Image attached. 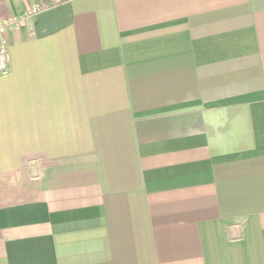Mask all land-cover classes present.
Returning <instances> with one entry per match:
<instances>
[{
  "label": "crops",
  "instance_id": "1",
  "mask_svg": "<svg viewBox=\"0 0 264 264\" xmlns=\"http://www.w3.org/2000/svg\"><path fill=\"white\" fill-rule=\"evenodd\" d=\"M37 5L0 74V264H264V0L0 20Z\"/></svg>",
  "mask_w": 264,
  "mask_h": 264
},
{
  "label": "built area",
  "instance_id": "2",
  "mask_svg": "<svg viewBox=\"0 0 264 264\" xmlns=\"http://www.w3.org/2000/svg\"><path fill=\"white\" fill-rule=\"evenodd\" d=\"M43 9V6L37 5L31 8L23 16H10L0 20V74L6 75L9 72V45L6 38L7 32L15 27L25 24L28 19L35 17Z\"/></svg>",
  "mask_w": 264,
  "mask_h": 264
},
{
  "label": "rangeland",
  "instance_id": "3",
  "mask_svg": "<svg viewBox=\"0 0 264 264\" xmlns=\"http://www.w3.org/2000/svg\"><path fill=\"white\" fill-rule=\"evenodd\" d=\"M30 171V170H29Z\"/></svg>",
  "mask_w": 264,
  "mask_h": 264
}]
</instances>
